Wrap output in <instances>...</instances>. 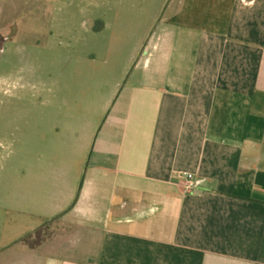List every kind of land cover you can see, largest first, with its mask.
<instances>
[{
    "label": "crops",
    "instance_id": "crops-1",
    "mask_svg": "<svg viewBox=\"0 0 264 264\" xmlns=\"http://www.w3.org/2000/svg\"><path fill=\"white\" fill-rule=\"evenodd\" d=\"M160 3L92 150L99 124L56 128L70 151L43 191L53 228L0 264H264V0ZM9 13L19 0H0L4 34ZM113 31L136 50L134 29Z\"/></svg>",
    "mask_w": 264,
    "mask_h": 264
},
{
    "label": "rangeland",
    "instance_id": "rangeland-1",
    "mask_svg": "<svg viewBox=\"0 0 264 264\" xmlns=\"http://www.w3.org/2000/svg\"><path fill=\"white\" fill-rule=\"evenodd\" d=\"M161 1L19 0V16L9 13L7 33L0 30V251H18L23 238L53 228L40 211L43 191H59L54 181L61 167L51 162L70 151L56 128L67 133L68 123L85 119L99 124L92 150L120 92L137 75L138 48L158 33ZM133 29L136 50L124 51L123 35L113 30ZM69 108L77 110L72 117L62 112Z\"/></svg>",
    "mask_w": 264,
    "mask_h": 264
},
{
    "label": "built area",
    "instance_id": "built-area-1",
    "mask_svg": "<svg viewBox=\"0 0 264 264\" xmlns=\"http://www.w3.org/2000/svg\"><path fill=\"white\" fill-rule=\"evenodd\" d=\"M198 187V182L192 174L185 175V188L188 191H193Z\"/></svg>",
    "mask_w": 264,
    "mask_h": 264
},
{
    "label": "trees",
    "instance_id": "trees-1",
    "mask_svg": "<svg viewBox=\"0 0 264 264\" xmlns=\"http://www.w3.org/2000/svg\"><path fill=\"white\" fill-rule=\"evenodd\" d=\"M21 241H25L26 243L31 244V245L34 244L31 236H27V237L23 238Z\"/></svg>",
    "mask_w": 264,
    "mask_h": 264
}]
</instances>
